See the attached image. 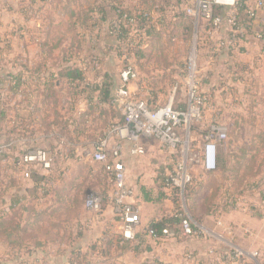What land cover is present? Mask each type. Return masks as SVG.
<instances>
[{"label": "crops", "instance_id": "0c3cea01", "mask_svg": "<svg viewBox=\"0 0 264 264\" xmlns=\"http://www.w3.org/2000/svg\"><path fill=\"white\" fill-rule=\"evenodd\" d=\"M40 2L37 0H0V47L2 45L11 46L8 50L2 51L1 56L12 58V64L0 69V76L3 75V80L10 74L22 76L23 83L30 90L27 97L22 98L18 94L16 97L8 98L10 82L0 80V88L8 95L3 94L0 97V103L7 101V104L10 103L11 109H13L6 115L3 114L4 112H0V156L4 158L3 162H8L6 158L12 154V157H15V163L23 164V157L29 153L44 154L46 161L33 160L29 163H32L35 169L42 170L45 175L53 174V179L57 180L60 177L65 181L64 183H69L79 169H85V175L90 172L91 174L97 173L98 165L86 154L93 152L100 138L99 122L85 134L74 133L71 125L67 128L69 137L61 133L60 128L52 124L55 115L48 111L47 106L43 105L45 97L38 91L40 88L43 89L47 79L45 75H42L44 78L36 79L31 73L37 70V63L46 59L50 54L56 58L54 62L59 64L49 66V63L52 64L53 61L47 59L46 70L54 73L58 71V68H64L61 49L50 50L48 45L59 39L71 40L73 34L69 33L70 25L76 21L80 14L84 15L95 7L97 0H79L77 6L71 5L68 0H54L52 6H42ZM63 10L65 23L68 24V29L65 32L67 36L52 37L46 26L50 27L55 21V13L63 12ZM72 14L75 15L72 16ZM80 32L81 29L78 34ZM97 33L96 31L95 34ZM86 35V38L90 39L91 35ZM207 44L208 42L203 46L201 57H204L205 53L210 54ZM88 50L89 47H86L81 56H85ZM236 55L235 57L231 52L223 51L217 56L210 55L211 59L208 57L205 59L210 62L220 61L216 64L222 66L220 73L224 77L225 83L228 82L230 76L227 70L235 65L240 69V136H247L248 130L245 125L249 123L251 117L253 142H257L260 137L264 136V52L260 43L250 39ZM214 57L217 61L213 59ZM79 61L80 58H76L72 63L82 67ZM132 62L134 59H131ZM168 72L172 73L173 81L170 82V85H167L168 82L159 85L160 88L167 87V93H159L155 102L150 98L148 81L140 72L141 79L133 81L129 85L130 93L136 96L144 93L145 96L140 97L146 99L152 106L165 103L173 86L177 83H184L180 77L182 72L176 65L166 72L157 71L156 73L165 75ZM88 80L91 83L98 82L93 72L88 74ZM206 82L209 83L210 80H206ZM205 86H210V83ZM22 88L24 89V87ZM71 100L67 99L69 102ZM21 102L24 103L21 104ZM89 103V100L79 96L71 114L65 117L64 112L59 108L58 115L59 117L60 115L64 116L66 120L77 119L79 114L88 109ZM34 104L38 109H42L44 106V112L35 113L34 111L25 121L18 117L19 115L16 113L18 108L31 109ZM249 105L252 107L249 108ZM43 118L50 126L48 129L47 124L42 127ZM60 120L62 121L63 118ZM71 122L72 120H70ZM144 147L146 154L134 157L130 153V145L124 144L123 162L126 168L127 182L135 191L132 202L140 209L141 227L137 240L127 245L126 251L114 259L116 264H237L239 260L230 262L228 257H231V253L237 254L240 251L249 255L257 252L259 258L264 261V210H261L259 198L254 192H252L251 198L242 197L243 202L231 206L232 208L225 207L224 204L219 207L216 203L217 208L213 207L210 213L208 212L202 219L201 224L196 225L206 230L205 236L201 238L186 237L183 235L181 225L175 223L179 205L175 204L174 198L163 185L166 174L170 169H173L172 166L170 168V165H174V157L163 153L159 149V144L154 140L145 141ZM53 161L56 162L55 165H53ZM202 169L205 171L204 175L212 173L203 167ZM85 190L87 193H91L89 188ZM70 193L74 195L76 191L70 189ZM1 212L4 210L1 211L0 208ZM83 224H85L84 216L80 220L76 219L71 227L75 245L86 247L101 239L105 233L116 237L121 236V222L114 214L110 202L89 222L84 230H81L80 226ZM159 224L163 225L162 230L168 229L173 233V236L163 237L161 232L157 238L149 236L148 230L152 225L161 231ZM78 234H80L79 237ZM57 247L67 248L66 245L54 246V248ZM52 261H57V259L52 258ZM59 261L64 264L66 257H60Z\"/></svg>", "mask_w": 264, "mask_h": 264}, {"label": "trees", "instance_id": "16d2710c", "mask_svg": "<svg viewBox=\"0 0 264 264\" xmlns=\"http://www.w3.org/2000/svg\"><path fill=\"white\" fill-rule=\"evenodd\" d=\"M150 5L155 12L151 11ZM160 6L162 7L160 8ZM181 7V0H97L95 7L89 12L84 13V15L80 14L76 21L70 25L69 33L73 34L71 40L59 39L48 45L50 50L61 49L63 53L61 59L64 61V68H58V71L54 73L48 72L46 70L48 66L47 59H50V61L52 59L53 61L52 64L49 63V66H57L59 64L54 62L56 58L50 54L46 59L38 62L36 65L37 70L31 73L36 79L44 78L42 75H45L47 79L46 85H44L43 89H38V91L45 97L43 105L47 106L48 111L55 115L52 124L60 128V132L69 137L67 130L69 125L73 126L74 133L85 134L91 131L95 124L99 122L98 126L101 128V133L98 143L104 138L107 130L112 125L123 122L122 114L117 105L119 85L116 84L114 76L104 68L106 61L114 55L110 53L115 50L126 66L131 63V59H134L131 65L145 75L152 101L157 99L159 93L165 92L166 94L167 87L160 88L159 85L164 82H168L167 85H170V82L173 81L172 73L175 71H171V74L168 72L165 75H157L156 72H166L173 65H176L178 70L184 73L186 64L178 61L176 58L178 50L175 52V49L180 45V42L190 41L195 32L192 18ZM245 11L246 3L243 2L238 10V16L242 18L244 27L246 23L243 21L249 22V20H246ZM74 15L72 14V16ZM124 15L135 19L136 28L139 31L136 37L131 36V30L124 25H120L118 29L113 28V22L121 21ZM80 29L81 32L78 34ZM256 29L264 30V25H259ZM94 31L98 33L95 34ZM247 31L249 30L247 29ZM86 34L91 35L90 39L86 38ZM249 34L252 35L253 33L249 31ZM155 41H158L161 47L158 48V55L156 54L157 64L152 66L150 63L152 58H154L152 51ZM177 41H180L179 44ZM86 47H89V50L82 57V51ZM76 58H80L79 62L82 67L72 63ZM238 69V66L235 65L227 71L233 76L232 74L236 75L239 73ZM91 72L95 74L98 82L91 83L88 80V74ZM2 76H0V80H3ZM7 80L10 82L8 90L10 95L8 98L16 97L18 94L22 98L29 96L30 90L23 83L24 79H22V76L10 74L3 81ZM13 83L16 84L13 86ZM3 91L0 88V97L3 95ZM79 96L89 100L88 109L84 113L79 114L77 119L70 118L66 120L64 116L71 114V110L74 108L76 99ZM67 99L72 100L69 102ZM23 103L21 102V104ZM44 106L42 109H38L37 105L34 104L31 109L18 108L16 113L20 119L25 121L30 118L34 111L35 113H43ZM59 108L64 112V116L60 115L59 117ZM10 110L13 109L7 104V101L0 103V112H4L3 114L6 115ZM118 113L121 117L116 120L119 116ZM61 118L64 121H61ZM44 119L42 120V127L47 124L48 129L50 126ZM70 120H72L71 123ZM105 128L107 129L105 130ZM243 152L254 153L252 162L256 163V175L260 176L262 169H264V136L260 137L259 141L252 142L250 148ZM3 159L0 156V169L3 168ZM54 163L56 162L53 161V165H55ZM21 165V163H17L16 166L20 167ZM97 165L96 174H91L90 172L85 175V169H79L69 183H64L65 181L61 180L60 177L57 180L53 179V174L38 173V176H43L34 180V199L46 198L51 201L49 210H37L35 206L24 208L25 206L21 203L23 202L22 200L12 198L6 210L0 213V242L5 243L12 252L19 253L15 254V261L19 264H29L30 258L42 253L41 250L54 249L55 245H66L67 248L57 247L58 250H62L60 254L66 257L64 264H116L114 259L126 251L127 245L134 243L124 242L122 244L121 236L116 237L110 233H105L101 239L86 247L73 244L75 239L71 227L76 219L80 220L82 217L78 210L79 206L83 210L84 196L87 194L85 189L89 188L91 193L101 196L103 203L104 201L109 203L108 197L112 189V183L108 174L104 172L103 166ZM53 171L56 172V170ZM5 188V180L0 172V195L2 196L0 199L4 197ZM164 188L169 191L165 186ZM70 189L76 191V194L72 195ZM185 191L183 196L189 203L194 197L191 196V192L185 193ZM169 192L174 198L175 204L179 205L175 223L180 226L181 221L185 217L180 207L182 203L181 194L175 190ZM216 197L217 195L212 196L206 201L209 213L213 207L217 208L215 203L218 198ZM199 204L195 201L192 206L194 213L198 211ZM154 225L148 230V235L150 236V231L156 230V236L151 237L157 238L162 231L163 225H158L161 231H158ZM86 226L87 224H83L80 229L84 230ZM77 236L79 237L80 234ZM45 253L47 255V252ZM24 254L32 257L28 260L24 259L22 258ZM230 255L233 256L234 253ZM51 259L50 256H47L42 260L37 259V263L63 264L59 260L51 262Z\"/></svg>", "mask_w": 264, "mask_h": 264}, {"label": "built area", "instance_id": "2783aa9c", "mask_svg": "<svg viewBox=\"0 0 264 264\" xmlns=\"http://www.w3.org/2000/svg\"><path fill=\"white\" fill-rule=\"evenodd\" d=\"M181 2V9L192 18L195 27L194 40L190 45L185 69L186 85L189 88L185 107L179 108L176 103L179 83L173 86L165 103L155 106L146 99L131 94L129 85L139 79V72L129 63L121 73L122 85L117 92V105L123 122L112 125L104 138L96 144L93 152L86 154L95 164L103 166L112 183L108 198L114 214L121 222L122 244L135 242L141 227L140 209L132 202L135 191L127 182L123 162L124 144L130 145L132 156L140 157L146 154L144 142L154 140L163 153L172 155L175 169L164 179L163 184L169 191H178L183 196L186 187L193 181L191 168L200 163L206 171L215 172L218 169L219 148L227 140L226 126L215 123L205 136L201 159L193 155L189 145L191 125L203 121L210 103L209 97L202 93L199 87L198 48L202 46L198 44L201 42L204 46L208 42L211 55L217 56L220 52L227 51L236 57L240 48L252 39L262 45L264 52V30L256 29L257 26L264 25V0H181ZM243 2L246 3V20H249L243 21L246 23L245 27L242 25V18L238 16V10ZM120 25L128 27L131 36L136 37L139 34L135 19L128 15H124L121 21L113 22L114 29H118ZM247 29L253 34L250 35ZM177 42L179 44V41ZM29 154L23 157L24 163L33 160L46 161L44 154L34 156ZM253 192L258 196L263 211L264 175ZM224 202L225 206H235L241 204L243 200L237 194L227 192ZM102 207L103 198L90 193L85 201L86 210L100 213ZM181 229L186 237L201 238L206 234L203 227L194 225L187 216L181 221ZM161 235L168 238L172 237L173 233L164 229ZM150 236H156V230L150 231ZM243 255L244 253L240 251L233 255V259L232 256L228 257V260L240 261ZM253 256L259 257V254L255 252Z\"/></svg>", "mask_w": 264, "mask_h": 264}, {"label": "rangeland", "instance_id": "374dc122", "mask_svg": "<svg viewBox=\"0 0 264 264\" xmlns=\"http://www.w3.org/2000/svg\"><path fill=\"white\" fill-rule=\"evenodd\" d=\"M78 1L79 0H68V2L73 6H77ZM53 2L54 0H44L43 2H40V4H42V6H52ZM149 8L152 9L151 11L155 12V10L151 8V5L149 6ZM54 20L55 21L53 22V24H51L50 27H48V25L46 26V28L51 32L50 35L52 37L59 38L67 36L65 32L68 29V24L65 23L64 10L63 12L55 13ZM193 40L194 35L190 41H182L181 44L176 47V50H178L176 58L178 59V61H180V63L184 62V64H186L188 62L189 50L191 47L190 45L193 43ZM154 44L155 46L152 51L154 54V58H152L150 63L152 64V66L157 64L158 60L156 54L158 55V48L161 47V44H159L158 41H155ZM198 45L202 46L198 48L200 49L198 58L199 87L201 92L209 97L210 103L208 105L209 108L206 111L203 121L195 122L191 125L189 145L191 151L193 152V155H196L197 159H201L202 149L205 144V136L210 127L215 123L226 126L227 140L223 142L219 148L218 169L213 174L204 175L203 172L205 171H203L202 165L200 163H197L191 168V176L193 181L186 187L185 193L191 192V196L194 197V199H191V201L188 203V200H186L185 197L182 196V194L180 196V198H182V203L180 205L181 211L185 214V217L187 215V217L191 218L194 225L201 224L202 219L208 214L206 201L209 198L217 195L216 198L218 199L216 203L219 205V207H221L223 204L225 206L224 198L225 196H227V192L231 194H237L238 196H240V198L244 196H248V198H251L253 190H256L257 184L260 182V179L264 175V169H262V173L260 174V176L256 175V163L252 162L254 153L243 152L245 149L247 151L253 142V126L250 122L252 121V118L250 117L248 121L249 123L245 125L248 130L247 136H240V69H238V74H232L233 76H231L230 74L228 82L225 83L224 77L220 73V69L222 66L220 67L219 64H216L220 61H217L215 57L213 59H215L217 62H210V60L207 61L205 57H208L209 59V56L211 55L209 53H205L204 57H201L203 44L201 45L200 42ZM10 47L11 46L6 45H2L0 47V69L4 68V66L7 67V65H9L10 63L12 64L11 57L1 56V52L8 50ZM115 51H112L110 53L114 55L106 61V66L104 68L114 76V80L120 88L122 85L121 73L126 68V64L121 58L118 57V52ZM160 59L162 60V58ZM207 62L211 64H208ZM139 72L143 75V72ZM180 77L182 78L184 83L180 84L176 103L178 107H184L187 100V95L189 93V88L187 87L185 80V78H187V72L184 71V73H182ZM139 78L141 79V76H139ZM206 80H210V86L208 87L205 86L209 84L208 82H206ZM253 87L255 86L253 85ZM2 94H4L5 96L7 95L6 91H4V93L2 92ZM140 96L144 97L145 95L143 93ZM9 106L11 107L12 105L10 104ZM248 107L250 108L252 106L249 105ZM119 117H121L120 114L118 116V119L116 120H119ZM107 128H105V130ZM29 155L34 156L35 153ZM14 159L15 157H12V154H9L8 158H6L8 162L2 161L3 168L0 169V172L2 173V176L5 180L6 188L4 197L0 199L1 211L6 210L9 205V201H11L12 198H18L22 200L23 202L21 203L25 206L24 208L35 206L37 210H49L51 207V201L47 200L46 198L34 199V180H36L37 177L43 176H38V173L44 174L43 171L35 169V166H32V163H26L25 165H23V163L20 167L16 166L17 163L14 162ZM171 166L173 169H170L168 174L165 173V178L173 173L175 165L171 164L170 168ZM89 194L90 193H87L84 196L83 210L81 209V206H79L78 210L81 213V216H84L85 224L87 225H89V222H91L93 218L99 214L86 210L84 204ZM0 197L2 196L0 195ZM195 201L200 204L198 207V211L194 213L192 210V206L195 204ZM106 203L107 201H104L103 207L106 205ZM24 251L25 253H27L26 250ZM61 251L62 250H58V248L46 249L43 251L41 250L42 253L35 256L37 258L25 254L22 256V258L28 260L30 257H32L30 258L29 264H38L37 259L42 260L47 256L59 260V258L62 257V254H60ZM45 252H47V255ZM15 254L19 253L12 252L5 243L0 242V264H19L17 261H15ZM237 264H264V261L259 257H254L253 255H249L248 253H244V255L240 257V261Z\"/></svg>", "mask_w": 264, "mask_h": 264}]
</instances>
